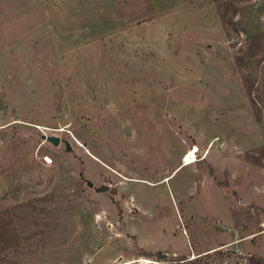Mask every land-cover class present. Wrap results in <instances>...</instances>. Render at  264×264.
<instances>
[{
	"label": "rangeland",
	"instance_id": "obj_1",
	"mask_svg": "<svg viewBox=\"0 0 264 264\" xmlns=\"http://www.w3.org/2000/svg\"><path fill=\"white\" fill-rule=\"evenodd\" d=\"M263 100L264 0H0V264H264Z\"/></svg>",
	"mask_w": 264,
	"mask_h": 264
},
{
	"label": "crops",
	"instance_id": "obj_2",
	"mask_svg": "<svg viewBox=\"0 0 264 264\" xmlns=\"http://www.w3.org/2000/svg\"><path fill=\"white\" fill-rule=\"evenodd\" d=\"M195 146H198L197 144H195L192 148H194ZM199 148V147H198ZM190 150V149H189ZM186 154V153H185ZM185 154L183 155V157H182V163L176 168V169H178L179 167H181V166H188V165H184L183 164V159H184V156H185ZM197 159H198V156H197ZM175 169V170H176ZM174 170V171H175ZM164 179V181H166V180H168L169 179V177L168 176H166V177H164L163 178ZM163 179H161L160 181H162ZM152 183H154V182H152ZM140 233V232H139ZM138 235H140V234H138ZM141 237V236H140ZM143 238V237H142ZM141 238V241H140V244L142 245V246H145V243L143 242L144 240ZM150 244V243H149ZM146 247V246H145Z\"/></svg>",
	"mask_w": 264,
	"mask_h": 264
},
{
	"label": "water",
	"instance_id": "obj_3",
	"mask_svg": "<svg viewBox=\"0 0 264 264\" xmlns=\"http://www.w3.org/2000/svg\"><path fill=\"white\" fill-rule=\"evenodd\" d=\"M46 139L55 143V144H58V142H59V137H57V136H46Z\"/></svg>",
	"mask_w": 264,
	"mask_h": 264
},
{
	"label": "trees",
	"instance_id": "obj_4",
	"mask_svg": "<svg viewBox=\"0 0 264 264\" xmlns=\"http://www.w3.org/2000/svg\"><path fill=\"white\" fill-rule=\"evenodd\" d=\"M261 104L263 105V109H264V100H263V102H261ZM159 254H161V253H159Z\"/></svg>",
	"mask_w": 264,
	"mask_h": 264
},
{
	"label": "bare ground",
	"instance_id": "obj_5",
	"mask_svg": "<svg viewBox=\"0 0 264 264\" xmlns=\"http://www.w3.org/2000/svg\"><path fill=\"white\" fill-rule=\"evenodd\" d=\"M129 264H133V263H129Z\"/></svg>",
	"mask_w": 264,
	"mask_h": 264
}]
</instances>
